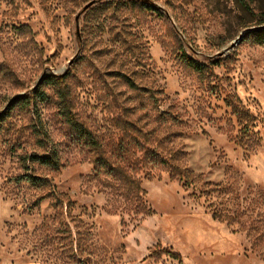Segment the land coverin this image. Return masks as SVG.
<instances>
[{"label": "rangeland", "instance_id": "obj_1", "mask_svg": "<svg viewBox=\"0 0 264 264\" xmlns=\"http://www.w3.org/2000/svg\"><path fill=\"white\" fill-rule=\"evenodd\" d=\"M91 1L0 0V264H264V44L247 32L224 52L264 27V0H248L253 13L236 0H98L82 13ZM62 90L113 143L121 122L156 130L150 148L178 153L191 184L140 172L148 214L125 212L88 179ZM234 104L256 125L243 144ZM48 153L57 167L30 160ZM31 173L45 186L18 180Z\"/></svg>", "mask_w": 264, "mask_h": 264}, {"label": "trees", "instance_id": "obj_2", "mask_svg": "<svg viewBox=\"0 0 264 264\" xmlns=\"http://www.w3.org/2000/svg\"><path fill=\"white\" fill-rule=\"evenodd\" d=\"M131 2L137 3L136 0ZM236 5L242 13H253L254 6L248 0H236ZM150 10H155L149 7ZM259 24H264L261 21ZM254 30L249 32V35L255 39V43L259 45L264 44V27L255 26ZM185 63L197 72H202L205 66L198 61L184 55ZM63 77L54 76L49 80L61 81ZM68 93L64 90L59 93L60 110L66 123L76 135V140L82 144L93 156L94 171L88 177L90 181L96 182L100 188V192L106 193L113 199L120 200L123 210L128 213L147 215L145 207L146 192L141 186V180L138 178L140 172L148 170L152 174L156 168L164 167L169 171L173 179L184 180L188 185L191 184L190 178L192 176L186 168L175 164L179 161L177 159L178 153L171 154V159L160 156L155 149H151L150 145L158 142L153 138L156 130H147L146 127L138 125V123L121 122V129L124 131V137L113 143L107 140L97 131L84 126L79 122L71 109V105L67 100ZM234 115L238 120L240 126V135L238 142L243 144L246 137H251L253 134L254 119L244 107L239 104L231 105ZM110 148L107 151V148ZM51 153L45 155H32L30 160L38 161L41 165L57 167V159ZM27 180V182L38 187L45 186L47 179L37 176L33 173L25 175L18 180ZM58 204L64 205L60 198L57 197ZM174 258L179 255L173 254Z\"/></svg>", "mask_w": 264, "mask_h": 264}, {"label": "water", "instance_id": "obj_3", "mask_svg": "<svg viewBox=\"0 0 264 264\" xmlns=\"http://www.w3.org/2000/svg\"><path fill=\"white\" fill-rule=\"evenodd\" d=\"M136 1L149 2V0H136ZM97 2H98V0H92L91 2H89L87 5L84 6V8H83V10H82V13L85 12L86 10H88L89 8H91V7H92L93 5H95ZM79 17H80V15H78V16L76 17V22L79 21ZM254 29H255V28H249V29L245 30L244 32H242V33L237 37V39L234 40V41L230 44V46H229L228 48L225 49L224 52H226V51H228V50L234 48L239 42H241V40L243 39V36H244L245 33L250 32V31H252V30H254ZM219 55L221 56V55H223V53H219ZM69 64H72V61H70Z\"/></svg>", "mask_w": 264, "mask_h": 264}]
</instances>
